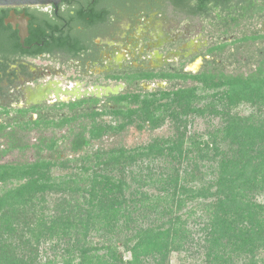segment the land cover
<instances>
[{
    "label": "rangeland",
    "instance_id": "1",
    "mask_svg": "<svg viewBox=\"0 0 264 264\" xmlns=\"http://www.w3.org/2000/svg\"><path fill=\"white\" fill-rule=\"evenodd\" d=\"M175 15L167 25L202 31L209 38L206 53L218 54L241 38L219 41L202 19L177 13V23ZM224 55V69L234 70L237 64ZM211 79L180 75L172 79L180 88L126 90L116 98L121 107L84 116L92 142L84 151L39 166L0 167V241L23 250L30 245L36 264H117L114 251L137 258L134 264H208V218L220 213L224 223L239 224L218 204L217 186L208 187L220 161L234 158L240 146L224 126L245 121L250 149L264 148L257 133L264 130V84L215 85ZM177 144L184 153L195 146L192 157L178 156L171 148ZM183 187L201 195L185 194ZM258 187L254 198L264 205V169ZM143 230L155 235L144 247ZM255 259L264 264V250Z\"/></svg>",
    "mask_w": 264,
    "mask_h": 264
},
{
    "label": "trees",
    "instance_id": "2",
    "mask_svg": "<svg viewBox=\"0 0 264 264\" xmlns=\"http://www.w3.org/2000/svg\"><path fill=\"white\" fill-rule=\"evenodd\" d=\"M134 1L136 0H129ZM141 1L152 4L157 9H160L161 2L168 3L189 17L202 19L205 22V30L215 33L219 41L239 39L238 36H241L236 44L220 50L219 57L211 61L212 67L206 64L205 75L213 78L211 79L213 84H242L244 87L252 82L264 84V0ZM106 13L107 11L102 13L94 9L88 22L85 20L86 26L103 21ZM7 15L6 7L0 8V75L6 73L10 61H16L17 55L27 53L37 56L45 49L53 50L56 45L54 24L48 14L31 13L33 19L29 27L30 35L25 41V44L32 46L29 50L22 47L17 32L11 25L5 23ZM81 18H84L83 15ZM42 43L45 45L42 46ZM61 43L66 44L63 41ZM232 47L235 50L233 52ZM224 52L237 64L234 70L224 69L226 61ZM218 58L221 63H218ZM3 80L0 79V167L39 166L42 163L57 162L90 146L91 139L87 135L86 127L83 125L78 127V124L74 126L72 125L74 120L69 116L61 117L57 114V105L48 106L46 112L40 110L36 119H33L30 111L24 108L16 107L17 110L13 112L8 110L7 108L11 107L3 103V99L7 97ZM11 80L9 81L12 82ZM172 88L180 87L175 85ZM137 125L139 129L145 126L144 123ZM67 126L68 129L64 133H58L59 128ZM224 130L238 141L240 146L234 158L220 161L219 175L208 183V187L214 184L217 186L218 204L226 206L227 209L223 211L230 212L232 214L230 220L239 224L234 226L231 221L229 224H226L227 221L224 223L220 213L208 218L209 222L205 224V228L210 229L207 262L257 264L258 259L255 257L264 250V205L257 203L254 196L259 192L258 177L264 169V160L261 159L264 158V148L256 152L250 149L251 131L245 121L235 118L233 123L224 126ZM257 133L264 135V130L259 129ZM171 148L178 152V156L183 157L184 154L187 159L191 158L195 151V146L188 147L184 153L180 144ZM190 161L197 174L199 161L195 159ZM182 190L185 194L192 192L201 195V190L186 187ZM179 203L184 201L180 200ZM168 212L172 213L170 210ZM5 228H11L9 222ZM140 234L143 236L140 237L143 247L148 242L146 239L155 237L148 230H143ZM25 245L27 249L23 250L24 248L1 240L0 264H36L37 257L33 255L35 250L30 245ZM124 245L128 250L131 249L127 244ZM137 246L139 245H136L135 252L138 253L141 248ZM113 259L117 264H134L137 260L125 259L121 251H114Z\"/></svg>",
    "mask_w": 264,
    "mask_h": 264
},
{
    "label": "flooded vegetation",
    "instance_id": "3",
    "mask_svg": "<svg viewBox=\"0 0 264 264\" xmlns=\"http://www.w3.org/2000/svg\"><path fill=\"white\" fill-rule=\"evenodd\" d=\"M160 4L157 9L141 0H62L58 4L6 7L5 23L15 13V23L6 24L18 35L21 17L28 19L29 30L31 13L48 14L56 45L37 56L20 54L16 61H10L6 73L0 75L7 91L3 103L29 110L33 119L40 110L46 112L48 106L57 105V114L69 116L74 120L72 125L87 129L84 116L121 107L116 98L126 90L175 87L181 83L172 79H180V75L205 74L206 64L212 67L211 61L219 53H206L209 38L202 31L167 25L169 16L176 14L173 20L177 21V13L182 12L168 3ZM94 9L107 11L106 18L86 26ZM154 25H159L158 29ZM25 41L22 47L29 50L32 46ZM67 129L57 131L61 134Z\"/></svg>",
    "mask_w": 264,
    "mask_h": 264
},
{
    "label": "water",
    "instance_id": "4",
    "mask_svg": "<svg viewBox=\"0 0 264 264\" xmlns=\"http://www.w3.org/2000/svg\"><path fill=\"white\" fill-rule=\"evenodd\" d=\"M62 0H0V8L3 7H22V6H33V5H47V4H58L59 2H61ZM15 18L16 15L15 13H12V19H7L6 23L8 22H13L15 23ZM19 23V37H20V41L21 43H24L25 38L29 35V30H28V19L21 17L19 19V21L17 22ZM109 90H111L110 88H108ZM35 91H39V90H35ZM93 92V90H88L87 93ZM41 96V94H40Z\"/></svg>",
    "mask_w": 264,
    "mask_h": 264
}]
</instances>
